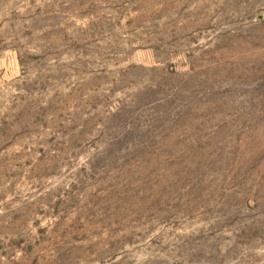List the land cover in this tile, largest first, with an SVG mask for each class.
<instances>
[{"label":"rangeland","instance_id":"rangeland-1","mask_svg":"<svg viewBox=\"0 0 264 264\" xmlns=\"http://www.w3.org/2000/svg\"><path fill=\"white\" fill-rule=\"evenodd\" d=\"M0 264H264V0H0Z\"/></svg>","mask_w":264,"mask_h":264}]
</instances>
